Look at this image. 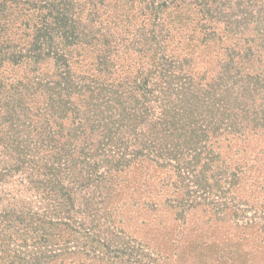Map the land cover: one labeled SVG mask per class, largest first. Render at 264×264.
I'll list each match as a JSON object with an SVG mask.
<instances>
[{
  "label": "trees",
  "instance_id": "trees-1",
  "mask_svg": "<svg viewBox=\"0 0 264 264\" xmlns=\"http://www.w3.org/2000/svg\"><path fill=\"white\" fill-rule=\"evenodd\" d=\"M0 264H264V0H0Z\"/></svg>",
  "mask_w": 264,
  "mask_h": 264
}]
</instances>
